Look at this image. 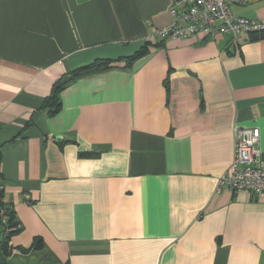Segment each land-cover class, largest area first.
Returning <instances> with one entry per match:
<instances>
[{
  "label": "crops",
  "instance_id": "crops-1",
  "mask_svg": "<svg viewBox=\"0 0 264 264\" xmlns=\"http://www.w3.org/2000/svg\"><path fill=\"white\" fill-rule=\"evenodd\" d=\"M171 2L0 0V191L21 227L9 264H264V199L217 182L236 127L258 128L264 154V36L159 41ZM231 11L264 23V0ZM144 45L46 114L54 82Z\"/></svg>",
  "mask_w": 264,
  "mask_h": 264
},
{
  "label": "built area",
  "instance_id": "built-area-1",
  "mask_svg": "<svg viewBox=\"0 0 264 264\" xmlns=\"http://www.w3.org/2000/svg\"><path fill=\"white\" fill-rule=\"evenodd\" d=\"M247 0H172L170 23L153 29L159 41L185 38L195 34L218 35L229 33L237 43L243 36L264 28V23L231 11V6ZM232 160L219 178L218 188L231 192L247 191L264 199V154L257 147L258 128L236 127ZM28 197V196H26Z\"/></svg>",
  "mask_w": 264,
  "mask_h": 264
},
{
  "label": "trees",
  "instance_id": "trees-1",
  "mask_svg": "<svg viewBox=\"0 0 264 264\" xmlns=\"http://www.w3.org/2000/svg\"><path fill=\"white\" fill-rule=\"evenodd\" d=\"M264 36V28L259 29L258 31H254L250 33V38H258ZM147 46L144 45L140 47L136 52L132 55L126 56L118 59H96L92 61V63L87 64L85 66L79 67L77 69L72 70L67 77L60 78L56 82L53 83L52 88L49 95L45 97L43 106L46 108L49 116L54 115V113L58 112L61 106L60 101V91L65 87L70 81L80 76L83 73H88L98 69H106L118 66L119 62H123V66H130V64L136 59L139 58L147 52ZM167 87V84H165ZM1 190V189H0ZM15 210L13 206L9 203H3L2 201V192L0 191V264H9L8 256L9 252H11V246L9 244V239L12 235L18 233L21 229L19 227V222L16 220ZM33 242L27 249L21 248L23 251L38 249L42 246V239L39 237L33 238Z\"/></svg>",
  "mask_w": 264,
  "mask_h": 264
}]
</instances>
